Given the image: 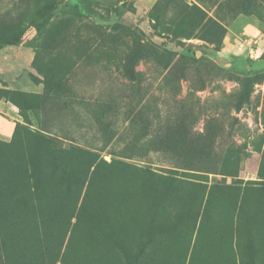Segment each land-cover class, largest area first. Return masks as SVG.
<instances>
[{
  "label": "rangeland",
  "instance_id": "374dc122",
  "mask_svg": "<svg viewBox=\"0 0 264 264\" xmlns=\"http://www.w3.org/2000/svg\"><path fill=\"white\" fill-rule=\"evenodd\" d=\"M0 99V264H264V0H0Z\"/></svg>",
  "mask_w": 264,
  "mask_h": 264
},
{
  "label": "crops",
  "instance_id": "0c3cea01",
  "mask_svg": "<svg viewBox=\"0 0 264 264\" xmlns=\"http://www.w3.org/2000/svg\"><path fill=\"white\" fill-rule=\"evenodd\" d=\"M22 121L18 107L11 102L0 99V140L10 141L16 124Z\"/></svg>",
  "mask_w": 264,
  "mask_h": 264
},
{
  "label": "trees",
  "instance_id": "16d2710c",
  "mask_svg": "<svg viewBox=\"0 0 264 264\" xmlns=\"http://www.w3.org/2000/svg\"><path fill=\"white\" fill-rule=\"evenodd\" d=\"M42 11H43V12H47V10L44 9V8H42ZM17 41H18L17 38H15L14 40L10 41L9 44H11V45H15V44L18 43ZM13 104H14L15 106L18 107V109H19V113L21 114V106H20L17 102H15V103L13 102ZM21 115H22V114H21ZM18 125H19V123H17L16 126H15L13 136H14V134H15L16 127H17ZM39 129H40V128H39ZM40 130H42L43 132L47 133V132L44 131L43 129H40ZM13 136H12V138H13ZM11 140H12V139H11ZM11 140H10V141H11ZM10 141H8V142H4V141H1V140H0V143H1V144H4V143H9Z\"/></svg>",
  "mask_w": 264,
  "mask_h": 264
}]
</instances>
